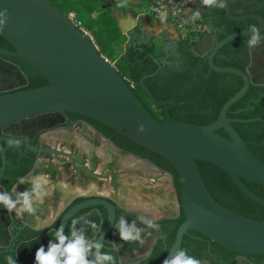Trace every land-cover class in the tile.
I'll return each instance as SVG.
<instances>
[{
	"label": "water",
	"instance_id": "water-1",
	"mask_svg": "<svg viewBox=\"0 0 264 264\" xmlns=\"http://www.w3.org/2000/svg\"><path fill=\"white\" fill-rule=\"evenodd\" d=\"M200 8L205 11L210 7ZM202 11L198 12L200 16ZM0 13H4L0 20L6 19L0 36L12 46V54L46 80V84L38 87L0 93V127L49 112L76 113L108 126L168 160L178 176L184 221L176 230L174 243L156 264H163L166 258H175L183 235L190 230L229 251L264 255V221L219 204L208 192L195 162L199 160L217 166L247 198L264 206V198L243 183L245 180L264 186V162L249 149L232 125L236 121L264 119H232L227 116L231 105L249 88L251 64L244 72L235 67L217 66L213 62L222 46L236 38L251 36L248 29L217 40V29L208 21L204 33L194 43V49L206 57L209 71L234 74L243 81L241 88L221 106L217 118L200 125L171 118L167 107L163 108L166 115L163 121L154 118L138 101L115 66L99 54L91 37L47 0H0ZM224 15L234 21L255 19L260 38H264V21L259 14L233 15L226 1ZM117 20L122 33L135 31L136 22L132 15ZM0 67L20 72L18 67H10L2 59ZM151 75L153 73L142 76L139 83L143 86V79ZM143 87L157 106L165 102L174 104L171 100H157ZM64 121L62 119L57 124ZM141 124L145 127L143 133L137 131ZM219 128L225 135L217 132ZM23 143L42 154L38 155L33 171L25 178L29 182L19 184L17 191L29 189L30 181L40 177L47 181L49 192L42 205L38 201L34 203L37 212L30 216V222L35 227L50 223L77 194L109 197L123 209L148 220L178 215L179 204L171 176L147 160L121 152L85 122L43 134L40 143L44 147L29 145L25 138L17 142L18 145ZM0 150L3 152L1 147ZM58 155L75 158L77 162ZM92 206H101L106 211L103 230L98 236L104 244L108 233L114 230L116 208L103 197L89 198L71 206L63 214L58 227L67 225L76 212ZM155 237L153 234L145 243L142 253L131 257L145 254ZM115 250L119 254V246H115Z\"/></svg>",
	"mask_w": 264,
	"mask_h": 264
},
{
	"label": "trees",
	"instance_id": "trees-1",
	"mask_svg": "<svg viewBox=\"0 0 264 264\" xmlns=\"http://www.w3.org/2000/svg\"><path fill=\"white\" fill-rule=\"evenodd\" d=\"M47 1L63 14H67L70 11H74L77 14L82 23L81 28L90 33L99 54L103 55L110 62H113L119 74L131 87L138 101L158 121H163L166 118L165 112L148 96L143 86L159 101L166 97L167 92L174 90L176 100L181 101V105L168 110L170 117H173L174 114V119L205 125L217 118L224 102L234 95L243 84L242 79L237 75L209 71L206 57L200 55L194 49V43L205 30L188 32L185 37L179 38L177 41L181 54L179 68L169 65L160 66V63H157L155 59L160 61L159 58L163 55L162 47L155 43L153 37L141 39L140 36L144 35V33L137 27L135 28V33L131 34V38L122 51H118L119 43L126 37V33L120 31L117 18L109 9H102V3L99 0ZM226 1L231 14L256 13L264 21V0ZM146 2L147 0H140L138 5L141 6L142 4H146ZM208 21L217 29V40H221L231 33L246 29L250 24L257 26V22L253 18L243 21L230 20L225 17L224 9H220L219 7L208 8L199 18V23L203 26ZM250 38L251 36L236 38L222 46L213 58L214 64L221 67H235L245 72L250 63V52L247 46V41ZM151 73L153 75L143 79L142 86L139 83L140 78ZM37 76L40 81L30 83L27 88L46 84L45 78L38 73ZM257 78L258 76H252L246 93L228 109L227 116L229 118L264 119V84L257 83ZM68 114L71 115L73 120L87 123L97 134L109 141L121 152L147 160L159 170L171 176L179 204L178 215L176 217L152 220L160 226L158 229L159 236L149 255L139 263L156 264L166 255L168 249L174 243L176 230L184 221L180 206L179 181L174 166L164 157L131 141L96 120L76 113L69 112ZM232 125L247 143L249 149L264 162V121H236ZM217 132L225 135L221 128ZM195 162L208 192L219 204L247 217L264 221V206L254 203L247 198L223 170L207 162L199 160ZM29 170L27 168L18 172L14 181H18ZM243 183L252 192L264 198V186L245 180H243ZM84 199L85 197H78L70 205ZM109 201L115 205L114 201ZM100 210L102 211L103 218H105V210L102 207H100ZM117 211L121 212L122 210L119 208ZM60 218L61 215L52 225L53 228L56 229L58 227ZM141 227L146 229V232L142 233V235L148 240L151 236L148 233L152 234L154 230L147 228L146 225L137 228ZM207 241L210 240L200 233L190 230L183 235L180 250H183L186 256L198 259L195 255L198 252L200 255L202 252H200L199 246L202 242L207 243ZM115 242L121 245L120 252L141 248V244L136 242L127 247L126 242L119 240L117 231ZM210 242L216 244L213 241ZM109 250L117 257V264H121L118 260V254L112 248L111 237L105 241L102 249V251ZM106 263L108 264V262Z\"/></svg>",
	"mask_w": 264,
	"mask_h": 264
},
{
	"label": "flooded vegetation",
	"instance_id": "flooded-vegetation-1",
	"mask_svg": "<svg viewBox=\"0 0 264 264\" xmlns=\"http://www.w3.org/2000/svg\"><path fill=\"white\" fill-rule=\"evenodd\" d=\"M197 14L200 18L201 16L199 15V13ZM140 38L147 39V36L142 35L140 36ZM257 45H261V46H259L256 49H252V50L249 49L250 52L249 65L251 64L249 73L252 80V71L254 70L255 67H258L257 69H260L262 73L258 75L257 83L264 84V46H263L264 38H260L259 36ZM168 47L169 46L162 44L163 55H161V57L159 58L160 61H158L157 63H160V66L169 65V66H173L174 68H179V65L181 63V54L179 52L177 43H174L173 47L171 46V49ZM13 52L14 49L12 48V46L0 36V59L5 61L10 67H18L20 69V72H11L9 70L0 67V93L26 89L30 83H36L40 81L38 79L37 73L33 69H31L30 66L24 63L21 59L13 55L12 54ZM168 100L173 101L174 104L165 102L162 106H159L164 112H165V110L163 109L164 107H167V112H168L170 108L181 105V101L176 100V94L174 90L167 92L166 97H164V99L161 101H168ZM68 113L69 112H64V113L49 112L42 116H33L30 118L17 121L14 124L0 127V147L3 150V152L0 150V192H4V191L11 192L13 186L18 185V181L16 182L14 181L18 172L29 168L30 169L29 172L23 176V178H26L33 171L38 155L42 154L39 152L32 151L31 149L26 147L24 143L18 145L17 142L25 138L28 140L29 145L44 147L40 143V138L43 134L58 128L74 127L78 125L80 122H83V121L78 122L76 120H73L71 118V115ZM174 117L175 115L173 114V117L171 118ZM62 119H65L64 123L57 124V122ZM50 155H57V154H50ZM58 156L70 159L74 163L77 162V160L74 157L73 160L67 156H63V155H58ZM78 197H85L84 200L93 197H103L107 200L114 201L113 199L109 197H105L100 194H77L64 207L60 209V211L51 220V222L47 224L48 227L45 228L43 231L38 230L41 227H35L32 225V223L30 222L29 214L23 213L22 215L18 216L15 211H13L12 213H8L3 208V205L0 204V264H6V260H5L6 255L9 254L15 255L17 252H18V264H33L34 254L42 244L45 245V251H47V247H46L47 243L50 239L53 238L51 235L55 230V228H53L52 225L60 217V215L62 218L66 210H68L71 206L76 204L75 203L73 205H70L73 202V200H75ZM13 199H15V196H13ZM100 207L101 206L87 207L76 212L69 219V222L65 228V233L66 234L70 233L74 220L80 221L75 225V227L79 228L81 226V223L83 222L82 218L93 220L98 225H101V227H103L106 217L103 218V214L102 211L100 210ZM115 208H116L115 220L117 222L121 217H124L129 223H131L133 220H137L136 227L143 225L137 219L138 217L145 219L141 215L123 209L116 202H115ZM119 208L122 210L121 212L117 211V209ZM85 227L87 229V234L91 238V236L93 235L91 229L87 228V226ZM115 234H116V229L114 228L113 231H110L108 233V235L104 240V243L105 241L108 240L109 237H111L112 248L115 250V246H119V254L115 250L116 253L118 254L119 262L121 264H125V263L139 264L144 258H146L149 255L152 247L154 246L159 236V230H154L148 240L142 237L143 243L142 244L140 243L141 248L132 251L129 250L125 252H120L121 245L116 244ZM153 234H156V237L152 241L151 245L149 246V249L145 252V254H143L140 257L132 258L131 255H134L136 253H142L144 251L145 243L151 240ZM132 244H135V242L126 243L127 247H129ZM199 249L200 252L202 251L201 254L199 255L198 252L195 256L198 257V260L201 261V264H264L263 254L236 253L229 251L223 248L222 246L212 244L210 241H207V243L202 242V244H200L199 246ZM126 255H128L129 257ZM94 258H95L94 256H89V259H94Z\"/></svg>",
	"mask_w": 264,
	"mask_h": 264
},
{
	"label": "clouds",
	"instance_id": "clouds-1",
	"mask_svg": "<svg viewBox=\"0 0 264 264\" xmlns=\"http://www.w3.org/2000/svg\"><path fill=\"white\" fill-rule=\"evenodd\" d=\"M127 0H121L118 6L123 7ZM200 3L204 7H219L224 9L226 7V0H200ZM7 10H5V13ZM4 15V13H0ZM166 19V15H162V22ZM6 19L0 20V31L3 30V25ZM248 31L251 32V38L247 41L249 48H254L259 40L260 31L255 24L248 26ZM138 132L143 133L145 127L143 124L139 125ZM25 178L21 177L18 180L19 184L28 183ZM31 187L24 191H17L18 185H14L11 192H0V204L8 212L15 211L18 216L23 213L29 214V216L35 215L37 212L34 207L35 202L43 204L45 197L49 195L46 187L47 181L42 180L40 177H35L30 181ZM11 193V194H10ZM15 196V199H13ZM147 228L158 230L159 225L152 220H145L141 217L137 218ZM83 222L79 228L75 227L79 220L73 221V226L69 234H66L64 224L57 227L52 233V239L47 243V251H45V245H41L34 254L33 264H117V257L109 251H102L104 244L98 238V234L102 232L101 225H98L95 221L82 218ZM136 221L133 220L129 223L124 217H121L117 222L113 219L112 227L116 229L119 240L126 243H143V235L146 232L144 227L137 228ZM87 228H90L93 235L91 238L87 234ZM48 225L41 226L40 231L47 228ZM151 235V233H148ZM95 249V252H93ZM89 256H94V259H89ZM6 264H18V252L15 255L9 254L5 257ZM163 264H201V261L195 257H188L183 250H180L173 259L166 258Z\"/></svg>",
	"mask_w": 264,
	"mask_h": 264
},
{
	"label": "built area",
	"instance_id": "built-area-1",
	"mask_svg": "<svg viewBox=\"0 0 264 264\" xmlns=\"http://www.w3.org/2000/svg\"><path fill=\"white\" fill-rule=\"evenodd\" d=\"M192 2L193 0H147L146 7L150 15L157 20H162V15H166V19L173 23L180 37H185L188 32L204 30V26L199 23L197 12L190 9ZM65 15L76 27L88 34L81 28L82 23L74 11Z\"/></svg>",
	"mask_w": 264,
	"mask_h": 264
},
{
	"label": "crops",
	"instance_id": "crops-1",
	"mask_svg": "<svg viewBox=\"0 0 264 264\" xmlns=\"http://www.w3.org/2000/svg\"><path fill=\"white\" fill-rule=\"evenodd\" d=\"M128 3H133L136 6V10L142 15L140 18L137 16L135 18V28H139L143 31L144 35H146L148 38L155 37L158 33L163 32V42L166 43H177V41L180 38L179 32L174 27L173 23L169 19L157 20L153 18L147 7L146 4H142L141 6L138 5L139 0H127ZM202 5L200 3V0L196 1L193 0L191 3L190 9L192 11H196L197 13L202 11L200 8ZM189 9V10H190ZM206 11V10H205ZM205 11H202L203 13ZM206 28V24L204 25V30ZM155 39V38H154ZM254 68V67H253ZM258 67H255L254 69H257Z\"/></svg>",
	"mask_w": 264,
	"mask_h": 264
},
{
	"label": "rangeland",
	"instance_id": "rangeland-1",
	"mask_svg": "<svg viewBox=\"0 0 264 264\" xmlns=\"http://www.w3.org/2000/svg\"><path fill=\"white\" fill-rule=\"evenodd\" d=\"M99 1L102 3V9H105V8L109 9L110 12L117 19H124L127 14L132 15L134 18H137V16H139L140 18L142 17V15L136 10V6L133 3L126 2V4L123 7H120V6H118V4L121 2V0H99ZM87 33L91 37V35L88 31H87ZM133 33H131V34H133ZM131 34L126 33V37L124 39H122V41L119 43L118 51H122V49L124 48L126 43H128V40L131 38ZM154 38H155L154 39L155 43L161 47H162V44L169 46L168 48H170V49H171V46L173 47V43H166L165 44L163 42V40H162L163 32L158 33ZM91 39H92V37H91ZM173 51H174V49H173ZM111 63L113 64V62H111ZM261 73H262V71L260 69H254L252 71V76H258Z\"/></svg>",
	"mask_w": 264,
	"mask_h": 264
}]
</instances>
